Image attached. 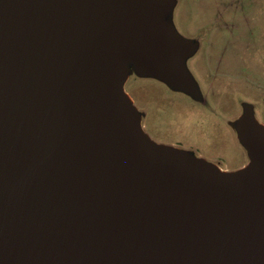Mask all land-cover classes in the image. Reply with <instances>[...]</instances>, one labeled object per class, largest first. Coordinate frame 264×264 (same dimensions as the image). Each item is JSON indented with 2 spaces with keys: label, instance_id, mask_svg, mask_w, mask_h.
<instances>
[{
  "label": "water",
  "instance_id": "water-1",
  "mask_svg": "<svg viewBox=\"0 0 264 264\" xmlns=\"http://www.w3.org/2000/svg\"><path fill=\"white\" fill-rule=\"evenodd\" d=\"M173 0H0V264H264V127L233 172L152 141L131 69L194 97Z\"/></svg>",
  "mask_w": 264,
  "mask_h": 264
},
{
  "label": "rangeland",
  "instance_id": "rangeland-1",
  "mask_svg": "<svg viewBox=\"0 0 264 264\" xmlns=\"http://www.w3.org/2000/svg\"><path fill=\"white\" fill-rule=\"evenodd\" d=\"M165 17L183 39L197 44L185 68L201 100L131 69L124 91L155 143L201 158L221 171L248 163L235 124L248 105L264 127V0H173Z\"/></svg>",
  "mask_w": 264,
  "mask_h": 264
},
{
  "label": "flooded vegetation",
  "instance_id": "flooded-vegetation-1",
  "mask_svg": "<svg viewBox=\"0 0 264 264\" xmlns=\"http://www.w3.org/2000/svg\"><path fill=\"white\" fill-rule=\"evenodd\" d=\"M182 94V93H181ZM182 96L184 97V98H192V99H194V100H201V98H202V95L200 94V92H199V94H196L194 97H191V96H187V95H185V94H182ZM247 107L248 105H246V104H241V108H242V113H243V108L244 107ZM176 147V146H175Z\"/></svg>",
  "mask_w": 264,
  "mask_h": 264
}]
</instances>
